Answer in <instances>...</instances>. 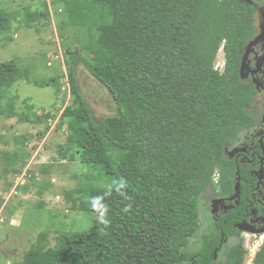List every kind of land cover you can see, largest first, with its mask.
<instances>
[{"label": "trees", "instance_id": "obj_1", "mask_svg": "<svg viewBox=\"0 0 264 264\" xmlns=\"http://www.w3.org/2000/svg\"><path fill=\"white\" fill-rule=\"evenodd\" d=\"M54 3L62 4L67 24L84 30L77 37L78 48L65 50L71 103L61 116L68 141L95 146L85 162L94 165L100 159L112 180L110 188L89 193L102 197L111 226L103 229L98 222L87 232L67 235L61 248L42 249L39 238L13 264H244L240 237L222 261L212 259L221 235L236 232L239 207L221 215L193 250L188 245L201 226V194L209 187L223 196L233 191L236 165L224 155V146L254 121L246 110L254 89L240 78L239 63L254 34L257 0ZM44 16H49L47 9L30 12L27 20ZM10 24L0 4V36ZM220 49L222 70L214 67ZM80 62L116 103L114 113L101 121L93 117L81 91ZM59 78L32 79L30 70L15 60L1 61L0 99L22 79L37 86L52 84L60 92ZM15 97L8 98L0 113L32 121L15 109ZM29 101L25 99L31 109ZM63 124L61 119L57 126ZM127 203L132 204L130 212L123 211ZM84 206L92 210L91 202ZM251 264H264V241Z\"/></svg>", "mask_w": 264, "mask_h": 264}, {"label": "rangeland", "instance_id": "obj_2", "mask_svg": "<svg viewBox=\"0 0 264 264\" xmlns=\"http://www.w3.org/2000/svg\"><path fill=\"white\" fill-rule=\"evenodd\" d=\"M257 2L259 6L261 2ZM0 4L11 18L9 32L0 36V62L15 60L30 70L32 79L60 77L61 84V91L56 92L52 84L37 86L22 79L0 99V108L5 109L8 98L17 96L15 109L32 118L22 121L19 116L7 118L0 113V264H13L21 261L39 238L42 240L38 246L42 249L61 248L65 244L63 237L87 232L96 225L98 214L84 205L92 200V188H110L112 180L100 159H94V165L85 162L95 154V146L83 148L68 141L66 118L61 116L71 103L65 50L78 48L77 37L84 30L67 24L62 4H55L54 0H0ZM45 9L49 16L27 20L30 12ZM215 62L221 70V49ZM76 68L93 117L101 121L114 113L116 103L109 90L90 74L84 62ZM25 99H30L33 108L28 109ZM61 119L64 124L59 128ZM69 191L70 196L66 195ZM212 197L208 191L200 196L201 226L190 240V250L199 245L205 231L214 228L210 214ZM240 238L244 247L248 240L260 247L264 233H242ZM235 241L229 239L227 249ZM223 257L215 260L222 261Z\"/></svg>", "mask_w": 264, "mask_h": 264}, {"label": "flooded vegetation", "instance_id": "obj_3", "mask_svg": "<svg viewBox=\"0 0 264 264\" xmlns=\"http://www.w3.org/2000/svg\"><path fill=\"white\" fill-rule=\"evenodd\" d=\"M258 1L261 2L259 6L264 4V0ZM259 21V18L256 17L254 34L250 39L258 34L257 24ZM245 63L247 74L242 80L250 82L254 89L250 106L246 110L253 116L254 121L251 125L244 127L240 131L238 137L232 144L225 145L227 150L224 151V155L233 159L236 165L233 176V191L223 196L218 195L212 187L205 190L213 196L210 200V210L213 199L225 198L219 204L216 213L212 214L210 211L213 226L215 225L214 222L221 215L239 207V211L235 216L237 220L233 222L236 232L229 237H224L223 234L221 235L218 240V247L212 251V259L214 260L220 257V255L224 256L225 251H227L229 239H237L242 233L260 235L258 231L264 227V40L258 41L257 44L252 46ZM233 149H236L235 152L230 154ZM238 177L240 182V196L238 204H235V200H230L228 197L234 193V186ZM222 204H233L234 207L225 210Z\"/></svg>", "mask_w": 264, "mask_h": 264}, {"label": "water", "instance_id": "obj_4", "mask_svg": "<svg viewBox=\"0 0 264 264\" xmlns=\"http://www.w3.org/2000/svg\"><path fill=\"white\" fill-rule=\"evenodd\" d=\"M256 17L259 18V23L257 24V29H258V34L256 36H254L252 39L248 40L244 46V54L242 56L241 62H240V67H239V76L241 79L246 77V63L245 60L247 58L248 53L251 51L252 46L257 44L258 41H263L264 40V4H262L261 6H259L256 9ZM227 150V147L225 146V150ZM236 149H233L231 151L230 154H233V152H235ZM239 196H240V182H239V177L238 180L234 186V193L229 196L228 198L230 200H235V204H238V200H239ZM225 200V198H215L212 200L211 202V213L214 214L218 211L219 208V204L222 203ZM222 206L225 208V210L227 209H231L234 207L233 204L230 205H225L222 204ZM260 234L264 233V227L259 229L258 231ZM216 253V251H215Z\"/></svg>", "mask_w": 264, "mask_h": 264}, {"label": "clouds", "instance_id": "obj_5", "mask_svg": "<svg viewBox=\"0 0 264 264\" xmlns=\"http://www.w3.org/2000/svg\"><path fill=\"white\" fill-rule=\"evenodd\" d=\"M224 66V64H223ZM215 69L217 65L214 66ZM223 68V67H222ZM222 70V69H221ZM218 173L214 174V181H217ZM122 187H127L128 185L123 180L121 181ZM102 197H93L91 200L92 210L93 212L98 214V222L103 226V229H107L111 226V220L108 217V206L101 203ZM132 209V204H126L125 208L123 209L124 212H130ZM103 231V230H102ZM252 263V262H251Z\"/></svg>", "mask_w": 264, "mask_h": 264}, {"label": "built area", "instance_id": "obj_6", "mask_svg": "<svg viewBox=\"0 0 264 264\" xmlns=\"http://www.w3.org/2000/svg\"><path fill=\"white\" fill-rule=\"evenodd\" d=\"M249 241L250 240H248L246 242V246L244 247L245 250H246L245 257L247 258V263L246 264H251L249 259H253L255 254H256V251L259 249V246L255 245V244H252Z\"/></svg>", "mask_w": 264, "mask_h": 264}]
</instances>
